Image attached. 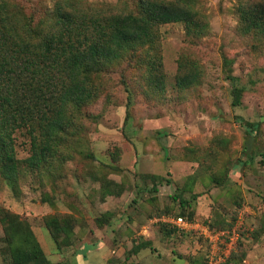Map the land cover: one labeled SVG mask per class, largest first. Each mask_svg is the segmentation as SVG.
Returning <instances> with one entry per match:
<instances>
[{"label":"rangeland","instance_id":"rangeland-1","mask_svg":"<svg viewBox=\"0 0 264 264\" xmlns=\"http://www.w3.org/2000/svg\"><path fill=\"white\" fill-rule=\"evenodd\" d=\"M138 1L7 0L37 33L57 9L111 15L134 11ZM162 1L192 7L208 24L207 34L189 44L181 24L163 25L154 48L108 65L96 79L97 98L82 109L72 137L59 148L61 156L71 155L59 176H46L42 167L22 162L30 156L29 145L16 134L21 194L13 196L0 182V207L30 224L51 261L78 257L82 262L86 256L90 262H114L148 219L182 210L174 196L183 189L181 197L191 200L185 214L216 227L229 224L240 207L248 208L244 232L226 264H264V46L237 32L235 12L262 0ZM155 54L162 59L161 93L146 83L144 65ZM186 59L198 63L202 77L198 85L179 91L174 78L179 61ZM234 86L242 89L237 107L231 105ZM247 123L259 125L250 136ZM213 178L222 179L221 184ZM104 180L121 185V195L102 201ZM105 212L109 222L99 226L95 220ZM51 215L75 218L71 245L61 250L44 228V217ZM153 229L142 239L160 246L163 256L158 258L189 255L195 245L202 247V255L206 248L195 234L178 232L167 241L163 229ZM178 242L185 245L179 248Z\"/></svg>","mask_w":264,"mask_h":264},{"label":"trees","instance_id":"trees-1","mask_svg":"<svg viewBox=\"0 0 264 264\" xmlns=\"http://www.w3.org/2000/svg\"><path fill=\"white\" fill-rule=\"evenodd\" d=\"M235 12L237 32L254 39L257 47L264 46V0L240 5ZM16 15L7 0H0V182L15 197L21 194L17 133L23 134L30 150V156L22 162L30 168L42 167L46 176H59L62 162L71 156H61L59 148L72 137L73 127L83 117L82 109L97 98L96 79L108 65L124 60L136 50L144 52L154 48L159 41L160 26L181 24L189 44H195L209 29L192 7L162 0H139L134 11L111 15L57 9L49 22L46 20L38 27L40 36L36 28H30ZM144 67L149 87L160 93L164 91L161 56L153 55ZM201 77L196 61L180 60L174 87L187 90L198 85ZM241 96L242 89L234 86L233 107L240 106ZM258 126L247 123L245 133L250 136ZM212 181L220 185L222 179ZM102 185V201L121 195V185L111 180H104ZM178 193L174 198L182 210L171 215L194 219V213L185 214L191 200L181 197L183 189ZM46 202L42 199V203ZM108 213L102 216L105 221L96 218L99 226L109 222ZM232 221L226 226L216 227L212 222L209 225L228 228ZM43 223L57 250L71 245L75 226L72 215L46 216ZM0 224L3 230L0 256L4 264H50L26 220L0 207ZM158 228L166 236L178 233L163 225ZM243 232L226 263L236 251ZM148 244L136 242L127 257Z\"/></svg>","mask_w":264,"mask_h":264},{"label":"built area","instance_id":"built-area-1","mask_svg":"<svg viewBox=\"0 0 264 264\" xmlns=\"http://www.w3.org/2000/svg\"><path fill=\"white\" fill-rule=\"evenodd\" d=\"M249 213L246 207L237 209L228 228H213L209 222L163 214L148 219V222L140 228L136 238L146 236L151 227L160 225L181 233L195 234L206 242V264H225L235 250L241 232L245 229Z\"/></svg>","mask_w":264,"mask_h":264},{"label":"crops","instance_id":"crops-1","mask_svg":"<svg viewBox=\"0 0 264 264\" xmlns=\"http://www.w3.org/2000/svg\"><path fill=\"white\" fill-rule=\"evenodd\" d=\"M147 222H148V220H147ZM145 224H143V225H145ZM143 225H141L139 227V229L137 231H135L134 235L130 238L131 245L128 248H121L117 252V258L118 259L115 260L114 262H111V263H108V264H129V263H133V264H204V258H205V255H206V248L204 249V252L201 255L199 253L200 249H202V247L200 245L199 246L198 245L193 246L189 255L175 256V253L173 252L172 256L167 258V259L163 258V257L158 258L160 256H163V253L161 251L160 246L152 245V243L149 240L142 239L144 236H141L140 238H138V239L141 240V241L140 240L139 241L140 242H146V243L148 242L149 244L146 247H141L140 249H137L136 252H133V254H131L130 256L127 257V252L132 249L133 245L136 244V242H138L136 237H137V234H138L140 228ZM118 226L120 228V225H118ZM153 228H154V226H153ZM153 228L151 227L148 230L149 232H148L147 236L150 235V237H151V234H152V232L154 230ZM47 234H48V232H47ZM177 234L178 233L171 234L170 236L167 235L166 236V240L170 241V240H173V239L177 238L178 237ZM185 234L186 235H192L190 233H185ZM35 236H36V234H35ZM48 237L50 238L49 234H48ZM36 238H37L38 242L40 243V241H39L37 236H36ZM184 245H185V243L178 242V247L179 248H180V246L182 247ZM83 257H85V258H84V260L82 262H80L78 260L79 259L78 257H76L73 260H69V261L64 259V258H62V257L56 258L53 261H51L50 259H48V260H49L50 264H105V263H103V262H101L99 260H95V262H90L88 259H86L87 258L86 256H83ZM180 260L182 262L179 263ZM97 261H99V263Z\"/></svg>","mask_w":264,"mask_h":264}]
</instances>
